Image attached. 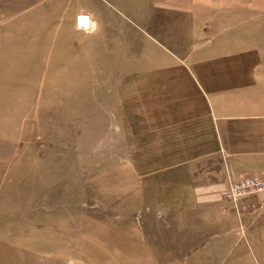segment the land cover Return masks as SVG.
Returning <instances> with one entry per match:
<instances>
[{
  "label": "rangeland",
  "instance_id": "rangeland-1",
  "mask_svg": "<svg viewBox=\"0 0 264 264\" xmlns=\"http://www.w3.org/2000/svg\"><path fill=\"white\" fill-rule=\"evenodd\" d=\"M167 4L156 45L140 33L126 50L116 21L67 18L86 0H0V264H263L227 190L204 210L190 190L219 140L243 134L219 135L192 76L225 80L228 59L191 46ZM218 239L223 258L194 257Z\"/></svg>",
  "mask_w": 264,
  "mask_h": 264
},
{
  "label": "crops",
  "instance_id": "crops-1",
  "mask_svg": "<svg viewBox=\"0 0 264 264\" xmlns=\"http://www.w3.org/2000/svg\"><path fill=\"white\" fill-rule=\"evenodd\" d=\"M254 1L258 5L253 11V0H86L87 6L75 7L67 16L72 24L76 23L78 16L87 17L89 24L93 23L101 33L116 21L117 32L130 42L125 47L128 50L138 44L140 33L149 36L150 39L143 36L144 41L156 45L158 40L150 29L156 23V15L164 11L156 8L157 3L179 2L178 7L167 4V9L180 13L182 26L194 29H191L193 35L187 42L191 46L198 45L196 50L199 52L216 51L211 58L214 66L220 65L221 56L223 60L228 59L226 66L231 74L220 81V74L216 72L212 86L198 70L199 76L195 72L192 74L201 91V99L205 98L209 103L211 120L219 135L224 132L231 136L237 135V132L243 134V140L237 144L234 138L220 139L221 148H217V153L221 150L223 154L215 158L219 163L217 167H196L191 175V179L195 180L189 185L190 190L198 195L197 203L203 210L209 205L221 206V195L226 190L228 176L264 177V59H254L253 56H257V51L264 56V11L258 9L264 0ZM129 3L132 4V11H129ZM240 99L245 108L237 109L236 103ZM237 106L240 104L237 103ZM237 146L242 148L236 149ZM208 157L211 156H201L194 162L199 164ZM258 196H248L237 205L243 223L248 226L245 249L254 252L264 264V194ZM219 241L215 250L197 249L194 257L223 258L222 251L218 250ZM228 253L227 257L233 260L241 255L236 250L231 253L229 250Z\"/></svg>",
  "mask_w": 264,
  "mask_h": 264
},
{
  "label": "built area",
  "instance_id": "built-area-1",
  "mask_svg": "<svg viewBox=\"0 0 264 264\" xmlns=\"http://www.w3.org/2000/svg\"><path fill=\"white\" fill-rule=\"evenodd\" d=\"M79 25L82 26L80 23ZM228 188H226L227 196L234 204L240 200L252 195H260L264 193V177L258 175H241L237 178L228 179Z\"/></svg>",
  "mask_w": 264,
  "mask_h": 264
},
{
  "label": "bare ground",
  "instance_id": "bare-ground-1",
  "mask_svg": "<svg viewBox=\"0 0 264 264\" xmlns=\"http://www.w3.org/2000/svg\"><path fill=\"white\" fill-rule=\"evenodd\" d=\"M88 19H89V18H87V17H81V16H80V20L78 19V22L80 21V23L82 24V26L86 28V26H89V25H90ZM80 23H79V24H80ZM77 25H78V24H77ZM85 28H83V29H85ZM88 29H89V27H88Z\"/></svg>",
  "mask_w": 264,
  "mask_h": 264
}]
</instances>
